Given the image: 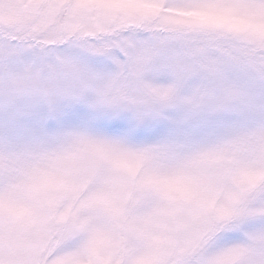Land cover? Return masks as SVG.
Returning <instances> with one entry per match:
<instances>
[{
    "label": "snow or ice",
    "instance_id": "obj_1",
    "mask_svg": "<svg viewBox=\"0 0 264 264\" xmlns=\"http://www.w3.org/2000/svg\"><path fill=\"white\" fill-rule=\"evenodd\" d=\"M0 264H264V0H0Z\"/></svg>",
    "mask_w": 264,
    "mask_h": 264
}]
</instances>
